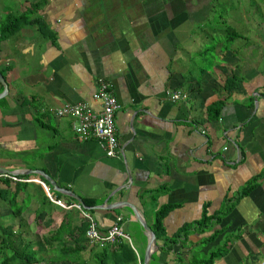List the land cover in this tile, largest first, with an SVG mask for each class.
Instances as JSON below:
<instances>
[{"label":"crops","instance_id":"obj_1","mask_svg":"<svg viewBox=\"0 0 264 264\" xmlns=\"http://www.w3.org/2000/svg\"><path fill=\"white\" fill-rule=\"evenodd\" d=\"M257 6L254 0H0V34L24 16L0 39L7 86L0 95V169L19 173L0 178V228L17 234L22 221L28 230L21 243L35 242L63 221L70 229L82 222L77 210L54 201L79 204L99 231L120 219L125 241L143 257L147 237L134 212L150 228L158 208L176 205L162 221L170 237L204 209L217 212L258 176L219 225L190 233L170 251H159L158 243L151 255L153 264L206 258L223 236L199 241L224 228L231 240L212 264H264V14L252 12ZM99 79L119 105L115 157L94 140H77L71 119L53 114L80 102L98 110L92 94ZM234 79L237 86L225 89ZM171 92L183 98L172 102ZM218 100L224 102L218 118L208 121L206 107ZM30 170L54 187L25 174Z\"/></svg>","mask_w":264,"mask_h":264},{"label":"trees","instance_id":"obj_2","mask_svg":"<svg viewBox=\"0 0 264 264\" xmlns=\"http://www.w3.org/2000/svg\"><path fill=\"white\" fill-rule=\"evenodd\" d=\"M21 21H24V16L9 21L8 26H5L1 31L0 39L5 38L11 32L15 31ZM36 23L38 24V30L42 33L43 26L41 21L36 20ZM237 83L238 80L234 79L231 83L227 82L224 88L235 87ZM223 103L222 100H218L206 107L205 112L208 121H213L218 118ZM257 179H259L258 176L246 183L235 197L225 200L220 209L214 214L209 216L204 209L198 221L183 224L170 237L166 236L162 221L177 206L164 205L158 208L153 214L150 227L155 237L156 246H158V243H161L158 250L170 251L180 239L186 241L190 233L202 234L209 232L213 226L219 225L221 220L231 212L236 202L252 191L257 184ZM82 206L89 208L92 204L89 201H83ZM13 215L14 217H19L20 210L15 211ZM68 225V222L63 221L55 230L48 232L44 236L42 235L35 242L25 243H21L22 238L20 237L28 230L23 228V226H26L24 222H20V228L17 234H13L12 228H0V264H142V257L136 256L127 241L118 240L114 244L106 245L102 248L87 246L84 238L85 223L82 221L78 226H74L71 229ZM72 236H75L72 243L64 241L65 237L71 239ZM220 236H223L222 240L217 246L211 248L206 258H197L195 255L187 263H184L181 256H175V263L212 264L215 259L221 258L226 254V247L231 240V235L225 234L224 228H218L198 243L202 246L214 243ZM154 260V255H151L149 264H153Z\"/></svg>","mask_w":264,"mask_h":264},{"label":"built area","instance_id":"obj_3","mask_svg":"<svg viewBox=\"0 0 264 264\" xmlns=\"http://www.w3.org/2000/svg\"><path fill=\"white\" fill-rule=\"evenodd\" d=\"M183 98L180 93L171 92L169 99L172 102ZM92 99L99 103V109L94 111L86 103L80 102L73 105H62L53 110L56 117H69L71 119V131L77 140H94L99 144L106 157H115L118 150V142L115 134L114 115L119 110V105L111 91V86L103 79L97 80L96 90ZM6 174H0V178H9ZM14 181L26 182L27 180L12 178ZM64 209H75L79 212L81 220L86 228L84 238L89 246L102 248L114 244L118 240H127L128 237L120 227V219H116L113 225L104 231H99L94 218L79 204L62 205Z\"/></svg>","mask_w":264,"mask_h":264},{"label":"water","instance_id":"obj_4","mask_svg":"<svg viewBox=\"0 0 264 264\" xmlns=\"http://www.w3.org/2000/svg\"><path fill=\"white\" fill-rule=\"evenodd\" d=\"M0 84L3 88V91L0 95H3L6 93L7 90V86L2 78V76L0 75ZM0 174H6V175H12L15 176L19 173H13V172H9L7 170L4 169H0ZM25 174L27 175H37L41 178H43L47 183H49L52 187H54V183L51 182V180L46 177L42 172L40 171H35V170H30L28 172H26ZM78 203H80V200L77 199L76 197H74ZM134 216L135 219L137 221V223L141 226L142 230L145 232V235L147 237V243H146V247L143 253V257H142V264H148L149 260H150V255L153 253V251L157 248L156 243H155V237L153 232L151 231V229L143 222V220L138 217V215L136 214V212H134Z\"/></svg>","mask_w":264,"mask_h":264},{"label":"rangeland","instance_id":"obj_5","mask_svg":"<svg viewBox=\"0 0 264 264\" xmlns=\"http://www.w3.org/2000/svg\"><path fill=\"white\" fill-rule=\"evenodd\" d=\"M255 2H257V4H258V6L256 7V8H254L253 10H252V12H255V13H261V14H264V1L263 0H254ZM255 10V11H254ZM42 233V232H41ZM40 232L38 233V234H41ZM35 236V235H34ZM33 236V237H34ZM41 236V235H40ZM39 236V237H40ZM132 237V236H131ZM44 255V254H43ZM45 256V255H44ZM208 255H206L205 257H207ZM198 257H200V258H202L203 257V255L202 254H200V255H198Z\"/></svg>","mask_w":264,"mask_h":264}]
</instances>
